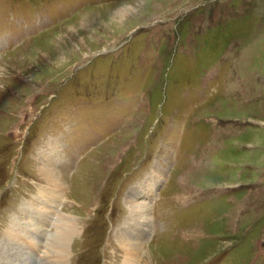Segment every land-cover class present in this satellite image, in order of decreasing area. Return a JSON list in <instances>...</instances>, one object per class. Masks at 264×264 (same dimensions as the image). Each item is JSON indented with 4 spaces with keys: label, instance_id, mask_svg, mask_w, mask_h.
<instances>
[{
    "label": "rangeland",
    "instance_id": "374dc122",
    "mask_svg": "<svg viewBox=\"0 0 264 264\" xmlns=\"http://www.w3.org/2000/svg\"><path fill=\"white\" fill-rule=\"evenodd\" d=\"M48 154L65 264H126L130 190L134 264H264V0H0V237Z\"/></svg>",
    "mask_w": 264,
    "mask_h": 264
},
{
    "label": "bare ground",
    "instance_id": "6f19581e",
    "mask_svg": "<svg viewBox=\"0 0 264 264\" xmlns=\"http://www.w3.org/2000/svg\"><path fill=\"white\" fill-rule=\"evenodd\" d=\"M52 157L53 155L48 154L45 158H42L44 164L39 168L47 182L52 186V189L55 190V194L49 193V191L39 193L40 196H44L46 199L42 200L39 205H36L37 203L33 204V202H26L25 204L28 208L22 207L21 210L22 212L32 211V215H28L24 219L19 217L17 219L18 222L13 224V228L11 225L10 227L8 226L9 229H7L8 227L4 229L3 235L0 237V264H17L16 259L20 256L22 257V264L34 257V264L37 256H39L40 248L42 246L44 247L42 257L41 259L38 258V262L36 263L41 264L45 262L46 264H65L67 243L70 240L71 235L76 232L77 224H74L72 220L73 216L67 215L62 209H59L60 207L57 208V203L61 202L62 191L66 186L65 183L59 181L60 178L55 173V161ZM153 179L157 181L155 177H151L150 182H152ZM152 183H154V180ZM152 183H149L151 187L153 185ZM48 194L51 200L55 201V203L52 204L51 201V205L48 204ZM132 195L134 194H131L130 190L129 194H127L126 202L132 217L131 226L127 228L128 226L124 224L127 227L123 226L120 231L116 232L120 245H122V248L126 249L128 252L126 264H134L138 249L141 248L142 240L146 235L145 230L150 228L148 215H146L148 205H145L143 199L135 201V198ZM146 195L149 197L148 199L152 197L149 193ZM21 223L22 225H20ZM134 224L136 227L142 228L140 232L132 233L133 230L131 229H135V227H133ZM50 228L52 229L50 230ZM12 234H14V237ZM22 238L28 240L27 243L29 245H27V248H29L31 252L29 250V253L22 252V248L25 246V241L23 240L24 243H22ZM14 243L18 246L16 254L12 249ZM5 251L7 252L5 254H7L8 258L3 256V252ZM47 259H52L51 261H53V263H49Z\"/></svg>",
    "mask_w": 264,
    "mask_h": 264
}]
</instances>
